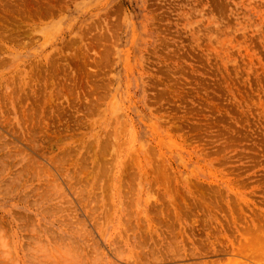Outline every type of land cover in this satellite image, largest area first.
I'll return each instance as SVG.
<instances>
[{
  "label": "rangeland",
  "instance_id": "obj_1",
  "mask_svg": "<svg viewBox=\"0 0 264 264\" xmlns=\"http://www.w3.org/2000/svg\"><path fill=\"white\" fill-rule=\"evenodd\" d=\"M254 218L264 0H0V264H256Z\"/></svg>",
  "mask_w": 264,
  "mask_h": 264
},
{
  "label": "bare ground",
  "instance_id": "obj_2",
  "mask_svg": "<svg viewBox=\"0 0 264 264\" xmlns=\"http://www.w3.org/2000/svg\"><path fill=\"white\" fill-rule=\"evenodd\" d=\"M225 190L227 193L228 191H231V189H229L228 187H225ZM189 205L191 206L188 207L187 209L198 207V204H196L195 202L189 203L188 206ZM233 206L240 207V205H237V204ZM176 207L177 209L175 208L173 215L177 219L176 216L180 214V208L178 206ZM200 207H201V210H203V212L207 211V213H210L214 211L216 208H220L221 206L216 205L215 203L211 201H206V202H202ZM226 207L227 209H229L230 206L227 205ZM232 224L233 225L231 227H235L236 229L235 231L238 235V238L237 237H234L232 239H230L229 237L225 238L226 245L229 248L230 254L232 255V257L237 256L245 260L253 259L256 262V264H264V219L254 218L253 221L252 220L247 221L244 219L242 222V225L239 227L237 226L238 224H236L235 220H233ZM251 235L255 237L252 240L250 237ZM245 236H248V237H245ZM164 237L165 239H167L169 243H172L171 240H175V236L172 233H170L168 229ZM170 250H171V253L173 254L172 251L174 250L172 246H170ZM176 259L177 258L174 256L173 259L171 260L174 261ZM204 264H239V263H236V261H232L230 260V258H228L223 263L217 260V261H213L210 263L205 262Z\"/></svg>",
  "mask_w": 264,
  "mask_h": 264
}]
</instances>
